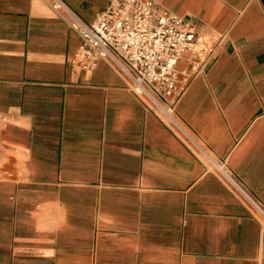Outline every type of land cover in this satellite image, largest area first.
Listing matches in <instances>:
<instances>
[{"label":"crops","instance_id":"crops-1","mask_svg":"<svg viewBox=\"0 0 264 264\" xmlns=\"http://www.w3.org/2000/svg\"><path fill=\"white\" fill-rule=\"evenodd\" d=\"M111 0H0V264H264V0H155L216 39L177 116L195 151L71 21Z\"/></svg>","mask_w":264,"mask_h":264},{"label":"built area","instance_id":"built-area-1","mask_svg":"<svg viewBox=\"0 0 264 264\" xmlns=\"http://www.w3.org/2000/svg\"><path fill=\"white\" fill-rule=\"evenodd\" d=\"M64 9L62 0H46ZM82 43L73 61L92 68L106 60L128 80L131 90L146 107L195 151L212 156L177 116V105L194 78L212 59L216 39L199 32L182 16L160 7L155 0H111L91 24L71 21ZM218 172L232 183L264 224V205L245 191L227 170Z\"/></svg>","mask_w":264,"mask_h":264}]
</instances>
